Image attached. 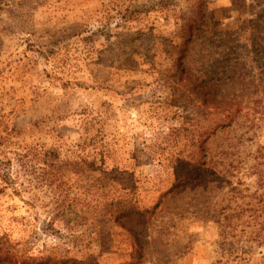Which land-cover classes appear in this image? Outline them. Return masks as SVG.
<instances>
[{"label":"rangeland","instance_id":"rangeland-1","mask_svg":"<svg viewBox=\"0 0 264 264\" xmlns=\"http://www.w3.org/2000/svg\"><path fill=\"white\" fill-rule=\"evenodd\" d=\"M6 158L0 264H264V0H0Z\"/></svg>","mask_w":264,"mask_h":264},{"label":"trees","instance_id":"trees-1","mask_svg":"<svg viewBox=\"0 0 264 264\" xmlns=\"http://www.w3.org/2000/svg\"><path fill=\"white\" fill-rule=\"evenodd\" d=\"M8 162H11V159L6 158L5 160H0V193L3 192L5 189H7L8 187H10L12 185L13 179L11 176V172H10V168L6 167L5 164H7ZM5 163V164H4ZM263 185V184H262ZM262 196V200L260 201L262 204L260 205L261 208L258 207V214L256 215L257 218H259L260 220L262 219V222H260L261 224V228H256L255 224H249L250 225V233L251 234H256V235H262V231H264V190L263 193L261 194ZM258 204L254 205V208L256 209L255 206H257ZM231 216H226L225 219H230ZM227 226V224H224ZM256 228V229H255ZM2 239V237L0 238ZM264 243V242H262ZM74 263L76 264V261H74ZM78 264H82V263H78Z\"/></svg>","mask_w":264,"mask_h":264}]
</instances>
